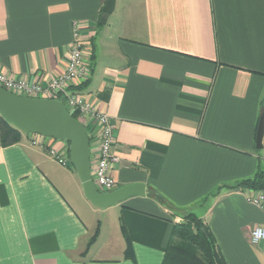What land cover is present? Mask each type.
<instances>
[{
    "label": "crops",
    "instance_id": "crops-1",
    "mask_svg": "<svg viewBox=\"0 0 264 264\" xmlns=\"http://www.w3.org/2000/svg\"><path fill=\"white\" fill-rule=\"evenodd\" d=\"M104 3L0 0V73L46 85L78 27L91 70L76 92L108 115L119 158L109 191L140 183L145 195L93 206L48 154L68 160L66 142L22 133L0 144V264H162L186 212L226 264H264L248 240L264 227L256 191L227 188L264 169V0H116L101 25ZM86 131L92 173L98 129Z\"/></svg>",
    "mask_w": 264,
    "mask_h": 264
},
{
    "label": "built area",
    "instance_id": "built-area-1",
    "mask_svg": "<svg viewBox=\"0 0 264 264\" xmlns=\"http://www.w3.org/2000/svg\"><path fill=\"white\" fill-rule=\"evenodd\" d=\"M88 55L84 50V43L78 27L73 31V42L67 55L65 71L58 77L52 78L46 85L28 83L25 79H15L0 73V87L21 96L30 98H45L61 101L69 113H75L77 120L87 129L94 125L98 129L97 135V158L92 169V179L99 191L112 190L115 181L111 176V170L119 161V158L112 152L115 142L113 127L110 124L108 115L99 110L89 99L79 95L76 90L86 81L89 74ZM47 140L55 143L54 139L44 138L39 135H32L33 144L42 145ZM62 149L51 144L48 147V154L55 158L60 164H66ZM247 200L255 207L264 210V191H256ZM249 243L253 246L262 245L264 251V227H254L248 237Z\"/></svg>",
    "mask_w": 264,
    "mask_h": 264
},
{
    "label": "water",
    "instance_id": "water-1",
    "mask_svg": "<svg viewBox=\"0 0 264 264\" xmlns=\"http://www.w3.org/2000/svg\"><path fill=\"white\" fill-rule=\"evenodd\" d=\"M116 0H105L100 24L114 11ZM0 118L24 134L62 140L68 143L69 161L79 179L84 197L95 207L108 208L131 196L145 195L140 183L113 191L99 192L91 175L90 140L85 126L74 119L61 101L15 95L0 87ZM264 112L260 116L256 145L261 147Z\"/></svg>",
    "mask_w": 264,
    "mask_h": 264
},
{
    "label": "trees",
    "instance_id": "trees-1",
    "mask_svg": "<svg viewBox=\"0 0 264 264\" xmlns=\"http://www.w3.org/2000/svg\"><path fill=\"white\" fill-rule=\"evenodd\" d=\"M91 67V66H90ZM91 70V69H90ZM86 84V82L84 83ZM82 84V85H84ZM70 115L77 119L75 113ZM21 132L10 126L0 118V144L9 145L20 140ZM32 135V134H27ZM67 154H68V143ZM69 157V155H68ZM229 190L248 189L253 191L264 190V169H260L252 178L238 181L235 185L227 187ZM153 196L160 202H166L163 197L153 193ZM98 230L90 239L89 244L97 236ZM127 242L125 258H131L132 252L128 237L123 229ZM162 264H226L214 237L209 232L208 227L198 219L193 213L186 212L182 217V222L176 224L173 230V237L169 243V250Z\"/></svg>",
    "mask_w": 264,
    "mask_h": 264
},
{
    "label": "rangeland",
    "instance_id": "rangeland-1",
    "mask_svg": "<svg viewBox=\"0 0 264 264\" xmlns=\"http://www.w3.org/2000/svg\"><path fill=\"white\" fill-rule=\"evenodd\" d=\"M67 161H68V163H69L68 165H70V166H71V163H70L69 159H68V160H66V162H67ZM72 167H73V166H72ZM73 169H74V168H73Z\"/></svg>",
    "mask_w": 264,
    "mask_h": 264
}]
</instances>
